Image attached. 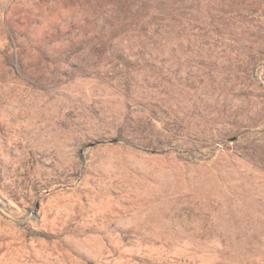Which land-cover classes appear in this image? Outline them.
Wrapping results in <instances>:
<instances>
[{
	"label": "rangeland",
	"instance_id": "1",
	"mask_svg": "<svg viewBox=\"0 0 264 264\" xmlns=\"http://www.w3.org/2000/svg\"><path fill=\"white\" fill-rule=\"evenodd\" d=\"M0 264H264V0H0Z\"/></svg>",
	"mask_w": 264,
	"mask_h": 264
}]
</instances>
